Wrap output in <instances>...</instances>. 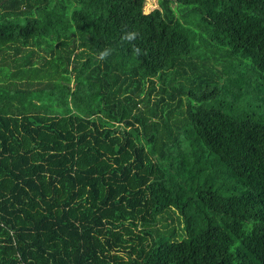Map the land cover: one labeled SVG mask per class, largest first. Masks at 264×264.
<instances>
[{"label":"trees","instance_id":"trees-1","mask_svg":"<svg viewBox=\"0 0 264 264\" xmlns=\"http://www.w3.org/2000/svg\"><path fill=\"white\" fill-rule=\"evenodd\" d=\"M144 1L0 0V264H264V0Z\"/></svg>","mask_w":264,"mask_h":264},{"label":"rangeland","instance_id":"rangeland-1","mask_svg":"<svg viewBox=\"0 0 264 264\" xmlns=\"http://www.w3.org/2000/svg\"><path fill=\"white\" fill-rule=\"evenodd\" d=\"M156 7H157V0H145L142 10H143L144 13H147L150 10H152L153 8H156ZM154 83H155V91L153 93H151V96L149 97L151 104L154 101L155 97H158V96H155V95H157L158 87L162 85V83L157 81L156 79H154ZM148 86H149V84H148ZM176 222L177 221L175 220V217H173V222L172 223L169 222V226L168 227H177V223Z\"/></svg>","mask_w":264,"mask_h":264}]
</instances>
